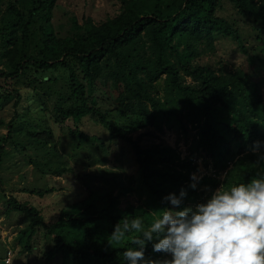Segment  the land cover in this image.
I'll return each instance as SVG.
<instances>
[{
    "label": "trees",
    "instance_id": "trees-1",
    "mask_svg": "<svg viewBox=\"0 0 264 264\" xmlns=\"http://www.w3.org/2000/svg\"><path fill=\"white\" fill-rule=\"evenodd\" d=\"M115 1L116 10L100 21L70 12L64 22L56 23L58 0H0V107L12 97L15 107L6 140L0 143V165L7 141L22 133L33 149L29 162L39 172L45 170L49 181L45 186L8 188L0 174L4 214L16 223L20 253L31 252L43 240L45 264H127L122 253L134 245L112 240L115 225L135 217L150 223L160 209L172 207L162 198L188 187L196 157L215 171L204 173L195 190L188 188L184 205L204 202L219 186L248 183L257 171L264 172V162L258 164L250 151L255 141L264 146V4ZM224 3L233 15L221 11ZM221 37L231 38L246 61L233 69L196 61L206 50H214ZM106 71L114 97L98 86ZM186 76L192 80L186 81ZM11 80L35 90L32 100H40L55 123H78L89 116L101 124L108 131V145L121 141L126 147L135 172L121 178L113 165H106L98 172L77 174L67 157L86 144L98 142L104 148L105 140L78 126H61L60 144H71L62 154L51 126L15 123L22 116L16 107L26 97ZM174 127L185 134L196 129L184 157L163 139H152L158 131ZM42 149L49 150L43 159L37 157H42ZM52 161L53 166L43 164ZM64 176L74 180L75 187L86 188L80 198L58 206L50 195L63 188L58 184ZM127 193H136L142 202L122 206L121 196ZM7 250L0 238V264H6ZM145 255L165 259L152 252L151 244Z\"/></svg>",
    "mask_w": 264,
    "mask_h": 264
},
{
    "label": "rangeland",
    "instance_id": "rangeland-1",
    "mask_svg": "<svg viewBox=\"0 0 264 264\" xmlns=\"http://www.w3.org/2000/svg\"><path fill=\"white\" fill-rule=\"evenodd\" d=\"M262 5L264 4V0H258ZM59 11H55L54 21L56 23L64 22L66 20L67 14L65 13H76V15L81 19L83 13H87L92 15L96 21H100L105 18L110 13L114 12L117 8V3L115 0H58ZM224 13L228 15H233V9L226 3L221 8ZM64 26H66L64 24ZM247 29V25L244 26ZM65 29L62 28V31ZM247 44L253 43V40L248 37ZM216 47L214 50H206L202 55L196 58V61L200 63H210L213 66L218 68L225 69H233L237 67L241 62L246 61L245 55L241 53L238 49L235 48L233 40L228 37H221L216 41ZM3 64L0 63V69L3 68ZM264 78V73L260 75ZM259 76V77H260ZM186 81H191L192 78L190 76H186ZM260 80V79H258ZM23 82V79H21ZM0 83L4 84V81L0 79ZM13 87L19 88L23 94L25 95V101L19 104L16 109L18 112L22 114L21 117L15 120L19 126L28 125V124H40L43 126H51L54 128L55 140L57 141L61 134V126L70 125L73 127L78 126L83 131L90 134H97L101 136L103 140H107L108 131L99 123H96L91 117L86 116L80 122H74L72 119H66L60 123H55L53 115L44 108L43 104L39 100L34 102L33 97L36 95L35 90L27 88L24 83L15 82V80L10 81ZM98 86L103 90L107 91V93L114 97L113 92V83L112 79L109 77V73L106 71L102 77L98 80ZM261 90L264 91L263 83ZM37 96V95H36ZM29 98V100L27 99ZM14 97L6 104L0 107V143L6 140V134L8 132V122L14 116L15 107L13 106ZM41 106V107H40ZM26 118V119H24ZM196 129H194L190 134H185L184 131L180 128L168 129L165 128L164 131L159 132L158 136L155 138L145 137L146 140H150L151 138L154 140L163 139L167 143L176 147L177 150L181 153V156H186L190 153V148L192 146L191 141L193 135L195 134ZM137 133H135L136 135ZM63 140H66L65 134ZM151 139V140H152ZM14 140H17L18 143H15ZM57 149L62 154L65 152H69L71 150V144H67L63 141V145L60 144L61 141L58 140ZM108 142V141H107ZM105 143L104 148H100L98 142L93 144H89L80 149L75 156L67 157L69 160V164L75 168L77 174L78 172L83 175L84 172H89L92 170H96L94 172H98L97 168L102 166L113 165L114 170L120 175L121 178H124L126 172H135V164L129 158V154L127 153L126 147L121 143V141L111 143ZM26 147L23 148V145ZM30 141L27 136L24 134H16L13 138L9 139L6 144V151L3 154V159L0 165V174L3 177V182L5 186L8 188H18V187H32V186H45L48 181V174L44 170L43 172H39L28 159V152H32ZM49 150L42 149L40 151L42 157H38L43 159V157L48 156ZM51 154V152H50ZM68 154V153H66ZM54 155V154H53ZM50 156V155H49ZM117 160H116V159ZM40 159V160H41ZM95 159L98 161L95 162ZM110 160L108 163L103 164L105 162L103 160ZM44 160H41V164ZM112 161L119 162V164H113ZM194 161L197 163L196 170L194 171L198 175H203L204 173H214V169L210 165H206L205 162L196 157ZM57 163V160H56ZM120 163H122L120 165ZM49 166L55 165L52 161L51 163H43ZM46 168V167H44ZM58 177H54L56 180ZM61 183L58 186L63 185V188L57 191H54L50 197L53 200L55 205L61 206L66 202L70 201L72 198H80L82 196L81 190H84L86 186L80 189L75 187L74 180L71 182L67 177H61ZM54 184L56 183L53 181ZM117 190V188L115 189ZM5 196L3 192L0 190V238L2 242L6 245V247H11V258L10 262L6 264H45L43 257V240H38V245L31 252L20 253L21 246L16 239V223L13 219L6 216L4 214L5 210ZM128 201L134 203H141L142 201L138 199L136 193H127L126 195L121 196V205L124 206ZM52 264H57L55 261Z\"/></svg>",
    "mask_w": 264,
    "mask_h": 264
},
{
    "label": "clouds",
    "instance_id": "clouds-1",
    "mask_svg": "<svg viewBox=\"0 0 264 264\" xmlns=\"http://www.w3.org/2000/svg\"><path fill=\"white\" fill-rule=\"evenodd\" d=\"M250 151L258 164L264 162L262 142L255 141ZM202 178L194 172L187 188L163 197L172 207L160 209L150 223L135 217L115 225L112 240L134 245L122 253L127 264H264V172L184 205L188 188L195 190ZM149 244L165 259L146 258Z\"/></svg>",
    "mask_w": 264,
    "mask_h": 264
},
{
    "label": "built area",
    "instance_id": "built-area-1",
    "mask_svg": "<svg viewBox=\"0 0 264 264\" xmlns=\"http://www.w3.org/2000/svg\"><path fill=\"white\" fill-rule=\"evenodd\" d=\"M11 253H12L11 252V247H8L7 254H6V257H5L6 263H9L10 262Z\"/></svg>",
    "mask_w": 264,
    "mask_h": 264
}]
</instances>
